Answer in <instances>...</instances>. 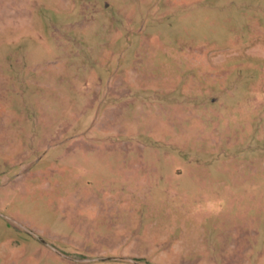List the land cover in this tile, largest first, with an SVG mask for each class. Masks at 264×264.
<instances>
[{
  "label": "rangeland",
  "instance_id": "1",
  "mask_svg": "<svg viewBox=\"0 0 264 264\" xmlns=\"http://www.w3.org/2000/svg\"><path fill=\"white\" fill-rule=\"evenodd\" d=\"M130 260L264 264V0H0V264Z\"/></svg>",
  "mask_w": 264,
  "mask_h": 264
},
{
  "label": "flooded vegetation",
  "instance_id": "2",
  "mask_svg": "<svg viewBox=\"0 0 264 264\" xmlns=\"http://www.w3.org/2000/svg\"><path fill=\"white\" fill-rule=\"evenodd\" d=\"M6 220L10 221L9 218H7ZM22 229H23V231H25L26 233L29 232L27 228H22Z\"/></svg>",
  "mask_w": 264,
  "mask_h": 264
},
{
  "label": "water",
  "instance_id": "3",
  "mask_svg": "<svg viewBox=\"0 0 264 264\" xmlns=\"http://www.w3.org/2000/svg\"><path fill=\"white\" fill-rule=\"evenodd\" d=\"M130 261L133 262V263H136V264H143V263H140V262L135 261V260H130Z\"/></svg>",
  "mask_w": 264,
  "mask_h": 264
}]
</instances>
